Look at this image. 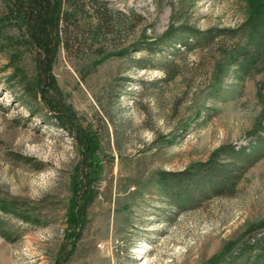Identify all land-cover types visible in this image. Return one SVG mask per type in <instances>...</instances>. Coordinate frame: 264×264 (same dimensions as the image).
Instances as JSON below:
<instances>
[{
	"label": "rangeland",
	"instance_id": "374dc122",
	"mask_svg": "<svg viewBox=\"0 0 264 264\" xmlns=\"http://www.w3.org/2000/svg\"><path fill=\"white\" fill-rule=\"evenodd\" d=\"M107 1L141 13L148 33L168 27L173 7L200 31L230 33L183 50L181 75L169 82L158 56L135 53L144 69L112 56L81 78L75 60L61 52L51 96L75 114L68 128L9 80V53L0 51V199L35 219L28 224L3 215L19 233L10 240L0 235V264H57L60 255L61 264H253L254 254L243 253V232L264 217V157L245 170L233 193L183 212L166 205L156 185L158 171L205 161L220 145L247 146L261 131L264 46L247 74L229 62L232 54L243 62V48L251 47L241 28L248 0ZM23 57L30 71L31 55ZM79 128L101 142V174L73 248L65 239V213L72 175L78 166L84 172Z\"/></svg>",
	"mask_w": 264,
	"mask_h": 264
},
{
	"label": "trees",
	"instance_id": "16d2710c",
	"mask_svg": "<svg viewBox=\"0 0 264 264\" xmlns=\"http://www.w3.org/2000/svg\"><path fill=\"white\" fill-rule=\"evenodd\" d=\"M3 1L0 51L9 53L4 66L12 68L9 80H18L23 91L39 99L40 106L64 120L63 128H68L67 121L74 120L75 114L51 96L52 91L58 89L54 67L61 52L75 60L81 78L89 76L112 56L129 58L137 69L147 68V65L143 57H135V53L158 56V69L162 78L169 82L180 77L178 57L185 51H193L212 43L217 36L230 33L228 29L200 31L184 22L175 7L168 27L156 34L148 33L141 13L116 9L107 0ZM253 1L248 0V14L241 27L243 38L251 47L243 48V62H239L235 54L229 57L230 64L241 68L243 74L256 63L264 46V0H258L261 6L257 10L253 8ZM25 54L31 55L30 71L22 66ZM30 112L36 114L32 109ZM260 123L261 131L255 133L247 146L220 145L205 161L191 163L181 170L158 171L156 185L166 205L183 212L210 198L233 193L245 170L264 157V114ZM77 132L75 139L84 172L78 166L72 175L71 198L65 213V239L73 248L86 225L88 209L96 195L94 183L101 174L99 154L102 150L95 133L81 128ZM3 215L28 224L35 222L33 217L16 211L13 204L0 199V235L7 240H10L9 234L19 232L6 227L8 222ZM243 253L254 254L253 264H264V217L250 223L243 232ZM62 259L60 255L57 264H61Z\"/></svg>",
	"mask_w": 264,
	"mask_h": 264
}]
</instances>
